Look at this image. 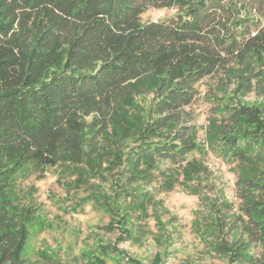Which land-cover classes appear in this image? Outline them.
<instances>
[{
  "label": "trees",
  "instance_id": "1",
  "mask_svg": "<svg viewBox=\"0 0 264 264\" xmlns=\"http://www.w3.org/2000/svg\"><path fill=\"white\" fill-rule=\"evenodd\" d=\"M149 8L176 12L142 22ZM235 65L264 76V0H0V264H24L35 218L16 206L19 174L60 163L92 174L113 140L138 144L127 156L133 177L186 161L200 147L179 113L218 71L249 84ZM230 121L217 133L225 155L249 164L241 175L247 239L218 249L249 263L250 245L264 246V169L252 173L264 155V109L240 102ZM128 216L120 229L131 235Z\"/></svg>",
  "mask_w": 264,
  "mask_h": 264
},
{
  "label": "rangeland",
  "instance_id": "2",
  "mask_svg": "<svg viewBox=\"0 0 264 264\" xmlns=\"http://www.w3.org/2000/svg\"><path fill=\"white\" fill-rule=\"evenodd\" d=\"M175 12L149 8L142 22L161 21ZM234 68L249 84L239 86V77L218 71L197 84V96L179 113V125L196 130L200 147L184 162H160L158 170L133 177L127 156L138 144L113 140L106 145L107 160L92 174L84 171L85 164L68 168L62 163L32 165L19 174L16 206L35 214L24 264H264L261 243L250 245L249 263L232 262L218 249L224 241L232 245L247 239L241 175L249 164L244 167L225 155L224 138L217 132L229 128L231 107L240 102L264 109V76L243 65ZM260 157L253 174L264 169ZM140 193L144 204L133 197ZM125 213L131 235L120 229Z\"/></svg>",
  "mask_w": 264,
  "mask_h": 264
}]
</instances>
